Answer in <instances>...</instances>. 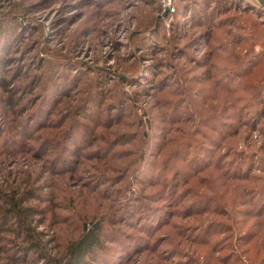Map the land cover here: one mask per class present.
<instances>
[{
	"label": "rangeland",
	"instance_id": "1",
	"mask_svg": "<svg viewBox=\"0 0 264 264\" xmlns=\"http://www.w3.org/2000/svg\"><path fill=\"white\" fill-rule=\"evenodd\" d=\"M91 220L87 264H264L259 1L0 0V264Z\"/></svg>",
	"mask_w": 264,
	"mask_h": 264
},
{
	"label": "trees",
	"instance_id": "2",
	"mask_svg": "<svg viewBox=\"0 0 264 264\" xmlns=\"http://www.w3.org/2000/svg\"><path fill=\"white\" fill-rule=\"evenodd\" d=\"M28 207L24 208V212L30 213ZM6 222H2L4 225ZM102 224L98 220H91L84 224L82 233L71 240L66 249L59 257H50V264H87L97 249L104 247ZM33 249L37 244L32 240ZM40 248V247H39Z\"/></svg>",
	"mask_w": 264,
	"mask_h": 264
},
{
	"label": "water",
	"instance_id": "3",
	"mask_svg": "<svg viewBox=\"0 0 264 264\" xmlns=\"http://www.w3.org/2000/svg\"><path fill=\"white\" fill-rule=\"evenodd\" d=\"M257 1H259L262 4V6L264 7V0H257Z\"/></svg>",
	"mask_w": 264,
	"mask_h": 264
}]
</instances>
